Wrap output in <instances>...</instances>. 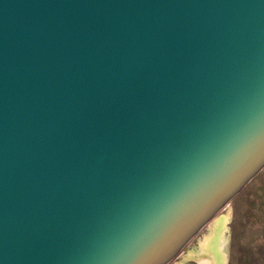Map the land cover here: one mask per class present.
<instances>
[{
    "label": "water",
    "instance_id": "1",
    "mask_svg": "<svg viewBox=\"0 0 264 264\" xmlns=\"http://www.w3.org/2000/svg\"><path fill=\"white\" fill-rule=\"evenodd\" d=\"M264 168V0H0V264H168Z\"/></svg>",
    "mask_w": 264,
    "mask_h": 264
},
{
    "label": "rangeland",
    "instance_id": "2",
    "mask_svg": "<svg viewBox=\"0 0 264 264\" xmlns=\"http://www.w3.org/2000/svg\"><path fill=\"white\" fill-rule=\"evenodd\" d=\"M222 218L223 264H264V168L168 264H203L201 240L213 235L215 220Z\"/></svg>",
    "mask_w": 264,
    "mask_h": 264
},
{
    "label": "bare ground",
    "instance_id": "3",
    "mask_svg": "<svg viewBox=\"0 0 264 264\" xmlns=\"http://www.w3.org/2000/svg\"><path fill=\"white\" fill-rule=\"evenodd\" d=\"M222 220V221H221ZM227 218H222L218 221L214 227V233L211 236H206L205 239L201 240V255L205 256V259L199 258L198 260L203 264H223V254L220 237L223 235V228L225 227V221ZM221 221V222H220ZM213 222V221H212ZM211 222V223H212ZM220 239V240H219ZM225 241H222L224 245ZM220 243V245H219ZM192 256H196L195 254Z\"/></svg>",
    "mask_w": 264,
    "mask_h": 264
}]
</instances>
